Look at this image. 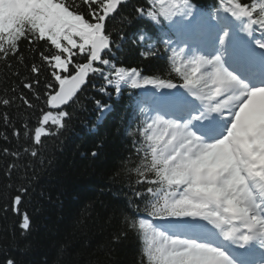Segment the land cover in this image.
Masks as SVG:
<instances>
[{
  "label": "snow or ice",
  "instance_id": "1",
  "mask_svg": "<svg viewBox=\"0 0 264 264\" xmlns=\"http://www.w3.org/2000/svg\"><path fill=\"white\" fill-rule=\"evenodd\" d=\"M128 3L0 0L2 138L23 139V152L37 157L42 138L66 127L77 93L99 75V91L115 100L95 101L98 120L123 122L127 114L121 134L143 137L139 146L133 141L137 187L113 243L134 233L140 264H264V0H214V10L192 0H142L125 16ZM118 16L133 27L140 55L163 59L162 68L147 72L109 58L121 47L109 27ZM125 90L133 103L119 114L115 102ZM141 117L142 127L130 132ZM3 154L21 159L20 151ZM16 170L8 163L6 180ZM27 191L6 185L13 212L20 214ZM19 227L30 231L26 212Z\"/></svg>",
  "mask_w": 264,
  "mask_h": 264
},
{
  "label": "trees",
  "instance_id": "2",
  "mask_svg": "<svg viewBox=\"0 0 264 264\" xmlns=\"http://www.w3.org/2000/svg\"><path fill=\"white\" fill-rule=\"evenodd\" d=\"M141 2L129 0L123 15L132 12L133 5ZM213 2L200 5H208L212 10ZM109 27L114 29L113 40L121 44L120 48L113 46L112 49L111 59L117 66L136 67L147 72L164 66L163 59L145 60L140 55V49L132 43L133 27L121 23L119 16L110 21ZM120 31L126 35L125 42L119 39ZM23 47L25 56L38 63L27 46ZM77 59L83 62L82 56L74 57ZM20 70L28 74L26 68ZM3 73L0 66V88L5 86ZM100 79L95 74L89 77V82L78 94L79 100L69 109L72 116L66 121V127L57 135L42 138L44 144L35 158L23 152V148L28 147L23 139L17 140L9 132L5 141L2 138L4 129L0 128V264H6L7 259H14L17 264H140L141 248L136 235L130 233L119 243H113V237L123 229L121 209L137 187L134 168L140 161L133 141L139 146L143 137L121 134L127 125V114L123 122L118 115L115 119L109 117L95 134H86V128L98 120L95 101L104 103L99 96ZM7 83L16 82L8 79ZM131 94L130 90H125L115 102L117 113L124 114L127 107L124 103L128 106L133 103L129 99ZM39 104L46 111L43 96ZM32 121L35 122V116ZM139 121L133 123L130 132L139 128ZM4 148L20 151L21 159L15 161L5 156ZM92 152L97 155L92 156ZM130 156L132 159H125ZM8 163L17 164L11 181L3 175ZM8 183L15 188L28 189L20 214L11 210L10 200L3 196ZM5 205H9L7 212L3 211ZM25 212L30 217L31 228L22 233L19 225Z\"/></svg>",
  "mask_w": 264,
  "mask_h": 264
}]
</instances>
